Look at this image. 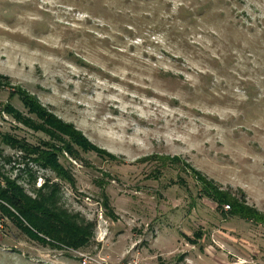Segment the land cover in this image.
Masks as SVG:
<instances>
[{
	"label": "rangeland",
	"instance_id": "1",
	"mask_svg": "<svg viewBox=\"0 0 264 264\" xmlns=\"http://www.w3.org/2000/svg\"><path fill=\"white\" fill-rule=\"evenodd\" d=\"M0 78V189L35 198L49 178L95 223L64 250L0 208V264H264V225L222 213L191 170L264 213V0H0ZM23 91L115 158L64 153L63 178L3 143L51 138L4 110L37 119ZM158 155L187 170L156 172Z\"/></svg>",
	"mask_w": 264,
	"mask_h": 264
},
{
	"label": "trees",
	"instance_id": "2",
	"mask_svg": "<svg viewBox=\"0 0 264 264\" xmlns=\"http://www.w3.org/2000/svg\"><path fill=\"white\" fill-rule=\"evenodd\" d=\"M2 78L7 79L5 77ZM2 85L3 81L0 78V87ZM19 98L37 119L21 114L10 104H6L4 110L26 126L35 130H43L51 136L49 140L42 141V144L34 145L9 133L3 134L2 142L25 152V158H30L29 160L36 162L42 167L51 168L57 176L63 178L70 177L67 169L60 163L59 158L64 156V153L77 158L81 156L82 152L93 151L101 156L115 158L104 149L92 144L72 123L63 122L46 111L35 97L27 91L21 92ZM151 158H155V161L159 163V167L155 169L156 172H162L161 169H164L168 162L176 166H179L178 163L182 162V167L184 168L182 170H187V167H185L186 163L178 157L171 158L167 155H158L149 157V159ZM170 158L171 160L168 161ZM191 170L197 181L200 182V192L214 201L217 204V209L222 213L264 225V213L248 205L243 193H240V196H236L230 189L222 187L194 167H191ZM51 182V179L48 178L41 188L38 189L35 198L29 197L16 184L0 189V208L4 211L6 210L14 217L23 232L44 244L64 250H80L90 245L95 223L87 221L80 213H74L65 207L59 206L56 196L59 184ZM49 187L51 190L44 192V188L48 189ZM225 204L228 205L229 210L223 209ZM198 236L200 237V235Z\"/></svg>",
	"mask_w": 264,
	"mask_h": 264
},
{
	"label": "built area",
	"instance_id": "3",
	"mask_svg": "<svg viewBox=\"0 0 264 264\" xmlns=\"http://www.w3.org/2000/svg\"><path fill=\"white\" fill-rule=\"evenodd\" d=\"M80 254V261L81 264H93L94 262H97L96 259L93 257V255L85 253V252H79ZM105 264V263H102ZM118 264H138V263H134V261L132 262H127V263H118Z\"/></svg>",
	"mask_w": 264,
	"mask_h": 264
}]
</instances>
